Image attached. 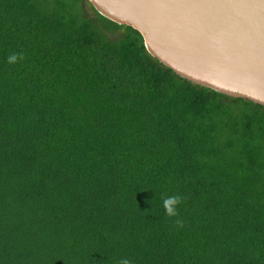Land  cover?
<instances>
[{
  "label": "trees",
  "instance_id": "obj_1",
  "mask_svg": "<svg viewBox=\"0 0 264 264\" xmlns=\"http://www.w3.org/2000/svg\"><path fill=\"white\" fill-rule=\"evenodd\" d=\"M122 258L264 264V107L179 78L88 0H0V264Z\"/></svg>",
  "mask_w": 264,
  "mask_h": 264
},
{
  "label": "water",
  "instance_id": "obj_2",
  "mask_svg": "<svg viewBox=\"0 0 264 264\" xmlns=\"http://www.w3.org/2000/svg\"><path fill=\"white\" fill-rule=\"evenodd\" d=\"M179 78L264 107V0H88Z\"/></svg>",
  "mask_w": 264,
  "mask_h": 264
},
{
  "label": "clouds",
  "instance_id": "obj_3",
  "mask_svg": "<svg viewBox=\"0 0 264 264\" xmlns=\"http://www.w3.org/2000/svg\"><path fill=\"white\" fill-rule=\"evenodd\" d=\"M23 56L17 53H12L7 56L8 64H16L19 60H22ZM162 206L165 214L169 217H175L178 215L177 206L182 203V198L179 195L161 196ZM178 226H182V222L176 221ZM118 264H132V261L128 258H122Z\"/></svg>",
  "mask_w": 264,
  "mask_h": 264
}]
</instances>
